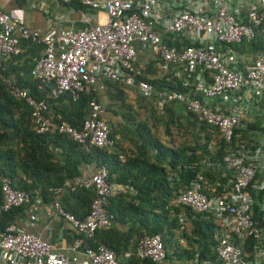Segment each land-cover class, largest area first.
I'll use <instances>...</instances> for the list:
<instances>
[{"label":"built area","instance_id":"built-area-1","mask_svg":"<svg viewBox=\"0 0 264 264\" xmlns=\"http://www.w3.org/2000/svg\"><path fill=\"white\" fill-rule=\"evenodd\" d=\"M48 1L81 7L82 28L52 27L40 33L26 26L22 9L8 13L0 9V57L8 60L19 55L25 41L41 44L43 51L31 77L52 85L53 97L68 94L76 101L106 80L116 82L136 88L143 98L156 95L161 99L159 107L164 102L182 103L186 112L217 129L228 144L241 119L252 116L264 98V0H40ZM92 12L104 13L105 20H97ZM251 42L258 44L257 53L236 51ZM143 74L186 92H157L147 80L139 79ZM7 86L11 96L30 107L37 133L54 129L86 149L113 144L101 104H91L79 129L66 122L54 125L47 116L49 95L36 99L15 81H7ZM211 165L226 179L223 194L207 196L205 179L198 176L180 193L177 203L213 217L220 264H264V228H257L254 220L255 206L264 217L262 149L240 143ZM79 189L94 192L82 220L66 212L59 201H54L53 208L86 240L115 224L114 215L106 210L114 192L106 166L66 181L55 193ZM32 204L29 193L13 188L7 178L2 180L0 214ZM251 236L254 244L249 249ZM69 251L54 252L49 243L15 224L0 235V264H119L116 254L104 245L92 249L74 242ZM136 255L161 264L166 258L161 237H145ZM192 264H198L197 260Z\"/></svg>","mask_w":264,"mask_h":264},{"label":"trees","instance_id":"trees-1","mask_svg":"<svg viewBox=\"0 0 264 264\" xmlns=\"http://www.w3.org/2000/svg\"><path fill=\"white\" fill-rule=\"evenodd\" d=\"M17 1L20 6L25 3V0ZM245 50L257 53L259 47L251 42L236 48L239 54ZM11 64L2 63L0 67V199L2 180L7 178L13 188L29 193L32 199L39 196L45 201H59L66 212L82 220L89 211L94 192L79 189L57 195L55 189L81 176L83 164L104 165L108 181L114 185L106 210L114 215L115 224L97 230L92 238L85 240V247L96 249L104 245L116 254L119 264H153L139 259L136 250L145 237L159 235L166 251L165 259L170 252L183 262L197 260L198 264H220L213 217L179 205L177 199L198 176L205 179L207 196L222 195L226 179L211 163L222 161L231 148L240 143L262 149L264 156V98L252 116L241 119L228 144L220 138L217 129L186 112L182 103L164 102L159 107L157 102L161 99L156 95L149 99L140 96L142 102L137 107L145 110L146 117L137 120L124 85L104 81V105L103 97H98L92 89L73 101L68 94L51 96L53 86L50 84L34 79L25 81ZM148 78L143 74L139 79L147 80L157 92L173 89L186 92L172 83ZM7 81H15L20 89L36 99L49 95L47 116L54 125L66 122L79 129L91 104L103 105L104 120L113 144L103 149H86L54 129L37 133L30 107L24 100L9 94ZM193 97L200 99L198 95ZM143 101L148 103L144 105ZM159 127H163V133L158 132ZM123 144L127 146L123 148ZM128 151L132 155L121 162L119 154L125 155ZM23 208L0 214V235L16 223ZM255 212L256 227L264 228V217L257 206ZM183 219L189 226L182 222ZM176 232L189 249L175 241ZM253 244L251 236L247 248L252 249ZM126 253H130L127 258Z\"/></svg>","mask_w":264,"mask_h":264},{"label":"crops","instance_id":"crops-1","mask_svg":"<svg viewBox=\"0 0 264 264\" xmlns=\"http://www.w3.org/2000/svg\"><path fill=\"white\" fill-rule=\"evenodd\" d=\"M36 4L37 8H32V5ZM44 5V6H42ZM22 9L25 12V24L28 28L34 31L43 33L52 27L64 29L73 28L80 29L82 24L80 22L81 9L77 5H58L51 2H40V0H25L23 5H19L17 0H0V9L4 12H10L14 9ZM97 20L104 21L105 14L102 12H92ZM91 24H94L92 20ZM21 53L9 60L2 59L0 57V67L2 63H12L18 71L19 75L25 81L32 80L31 70L36 60L41 56L43 46L38 43L30 41L22 42L20 45ZM142 57V53L140 55ZM126 92L134 90V87H127ZM98 97H103L105 103V87L103 84L98 85L94 89ZM137 92V91H136ZM129 97V96H128ZM130 105H134V101H129ZM102 105V106H103ZM104 107V106H103ZM136 107V106H135ZM134 109V106H133ZM121 122V120L119 119ZM127 144H123L124 148ZM132 152L128 151L123 155L119 154V159L124 162L130 158ZM97 165L95 163L83 164L80 167L81 176L92 173ZM114 186V185H113ZM121 189V186H118ZM52 201H45L41 197L36 196L33 198V204L31 206L23 208L20 217H18L15 225L17 228L26 233H32L40 237L45 242L49 243L54 252L70 254L69 249L74 242H85L83 235L75 232L71 226L66 223L61 217H59L54 208ZM185 222L187 226L188 223ZM182 248H187L184 240L180 243ZM183 250V249H182ZM168 256V255H167ZM161 264H192L187 261H180L178 258L168 256Z\"/></svg>","mask_w":264,"mask_h":264},{"label":"rangeland","instance_id":"rangeland-1","mask_svg":"<svg viewBox=\"0 0 264 264\" xmlns=\"http://www.w3.org/2000/svg\"><path fill=\"white\" fill-rule=\"evenodd\" d=\"M137 90L136 89H134V90H130L129 92H128V100L129 101H134L135 102V104L134 105H132V107L134 106V110L136 111V113H137V116H136V118H137V120H144L145 119V117H146V112H145V110L144 109H141L140 107H137V105L139 106V102H142V101H140V99H142V98H140V95H139V93H138V91L136 92ZM144 103V105H146L148 102H146V101H143ZM106 103V102H105ZM104 103V104H105ZM129 103V102H128ZM154 104V102L152 101V105ZM136 106V107H135ZM163 127H159V129H158V132L159 133H163ZM156 132V131H155ZM173 136H176L175 134H173ZM177 137V136H176ZM177 139V138H176ZM181 141V138H180V140H179V142ZM180 233L179 232H176V235L175 236H177V238L175 239V241L177 240V241H179L180 243L182 242V240L183 239H179L180 238ZM179 237V238H178ZM172 254L169 252L168 253V256H171Z\"/></svg>","mask_w":264,"mask_h":264}]
</instances>
